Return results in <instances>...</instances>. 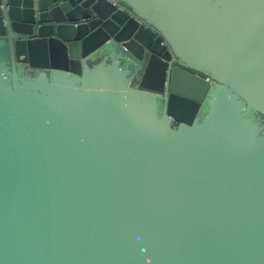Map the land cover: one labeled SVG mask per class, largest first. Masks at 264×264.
Returning <instances> with one entry per match:
<instances>
[{
  "label": "water",
  "instance_id": "obj_1",
  "mask_svg": "<svg viewBox=\"0 0 264 264\" xmlns=\"http://www.w3.org/2000/svg\"><path fill=\"white\" fill-rule=\"evenodd\" d=\"M0 264H264V0H0Z\"/></svg>",
  "mask_w": 264,
  "mask_h": 264
}]
</instances>
